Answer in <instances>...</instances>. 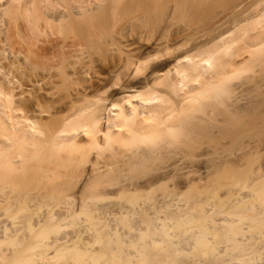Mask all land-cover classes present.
I'll use <instances>...</instances> for the list:
<instances>
[{"label": "bare ground", "instance_id": "bare-ground-1", "mask_svg": "<svg viewBox=\"0 0 264 264\" xmlns=\"http://www.w3.org/2000/svg\"><path fill=\"white\" fill-rule=\"evenodd\" d=\"M128 1L57 103L79 12L0 0V264H264V0Z\"/></svg>", "mask_w": 264, "mask_h": 264}, {"label": "rangeland", "instance_id": "rangeland-1", "mask_svg": "<svg viewBox=\"0 0 264 264\" xmlns=\"http://www.w3.org/2000/svg\"><path fill=\"white\" fill-rule=\"evenodd\" d=\"M112 1L113 0H70L71 6H74V9L77 10V12H79L80 14L75 13L78 16L75 15V18L73 19L74 21L71 19V22H70L71 24L63 21L64 23H62V25H61L62 28H60V32L57 33V37L59 39H63V38L76 39L79 41L80 46L77 48V50H75V52L72 54V56L71 57L69 56L68 59L66 60L65 65H67V66L69 65V67H66L67 69L66 68L64 69L63 67L59 68L60 66L58 67V69H56V73H57V75L55 77L56 78V87L54 90V92L56 94H54V95L57 96L56 97L57 101L55 100V102L58 103L59 102L58 99H61L62 101H64V99L67 98L66 96L70 94L69 92H71V88H73V87H80L81 85H87L88 86L90 84L91 87L94 88V87H97L98 84H100L99 81L103 82L104 71L109 69L110 63L113 61L112 56L113 57L115 56L114 54L110 53L109 51H107L105 49V43L111 39V37H112L111 33L113 32V34H114V31L111 30V25H110L111 22L108 23L111 19L110 18L111 15L109 17L108 13L111 12L110 10L112 7L110 8V6H109V10L106 8L107 5L111 4L109 2H112ZM132 1H133V3H137V1L139 2V0H137V1L132 0ZM240 1L241 0H219V2H218V0H217L216 4L217 3L218 4L216 6L213 4L215 6L214 8H211L213 10L212 11H210L211 9L209 10L210 14L208 11V14L204 15L205 18H206V16H208L206 19L203 17L205 20H203V18H202L203 15H201V14H200L201 15L200 18H202L203 21H200V19H198V18H194V19H197L198 22L200 21L201 26H202V24L209 26L211 24V22L215 18H217L216 16L221 15L222 13H225L226 11L230 10V8H232L234 6V4H236ZM60 3L62 5H67L68 0H60ZM115 3L112 2V5H114L115 7L118 6L117 8L123 6V8H121V10H123V11H121L119 9L121 12H125V11L127 12V10L129 12V8L133 7L132 5H134L133 9H135V7L138 4V3L137 4H130V1H128V0H122L120 2V4H122V5H120V4L115 5ZM117 3H118V0H117ZM125 5H127L126 7H129L126 10H124ZM104 8H106L105 10H107L108 13L104 10ZM80 11H83V12L81 13ZM131 11H132V9L130 10V12ZM106 13L108 14V16ZM105 14H106L108 19L106 17H104ZM117 14H118V12H117ZM120 14L121 13L119 12V15ZM194 17H196V16H194ZM198 17H199V15H198ZM71 18H73V17H71ZM66 20H68V19H65V21ZM105 21H107V23ZM72 23H73V25H72ZM136 24H138V25L140 24V26H138V25L136 26ZM136 24L134 26H131L132 29L130 28V30H128V32L132 30V33H129V35L133 34L134 36H136V34H138L137 33V30L139 29L138 27L141 28V26L144 25L140 22H137ZM195 24H196V21H195ZM107 26H110V27H108V28H110L109 31H108ZM198 26H200V25H198ZM104 29L106 30V32ZM138 32H139V30H138ZM132 36L130 35V37H132ZM83 61H85V62H83ZM84 63L86 65V67H88L87 68L88 72L86 75L83 76L82 74H80L78 72V70L80 69L79 66H82V64H84ZM66 71H69V72L71 71L72 74L70 73L71 74L70 76L65 77ZM74 71L75 72L77 71V72L74 73ZM258 137L264 138V133L258 134L256 136V138H258ZM109 201H111V202H109ZM118 201L119 200H113V201L108 200V203H111L112 206L114 205L113 207H115L118 203L121 205L122 202H123V204L126 205V202L124 203V201H122V200H120V202H118ZM105 203H106L105 205H107V206L109 205V204H107V201H105ZM110 206L108 207V209L106 208L105 212L108 213V211L109 212L112 211L110 209ZM112 206H111V208L113 209V211L111 213H113V214H111V213L110 214L113 215L114 217L119 216L118 215L119 213L117 210H121L122 209L121 207H123L124 205L123 206L118 205L119 209L115 208V210L117 209L116 210L117 213L115 212V210ZM114 213H116L117 215H115ZM110 214L108 213V218L112 217L111 219H113V216H111ZM105 216L104 217L107 219V215H105ZM135 217H136V215H135ZM138 217H140V216L138 215L136 218H138ZM118 218H120V217H118ZM185 246H186V244H185ZM186 252H188V250Z\"/></svg>", "mask_w": 264, "mask_h": 264}]
</instances>
